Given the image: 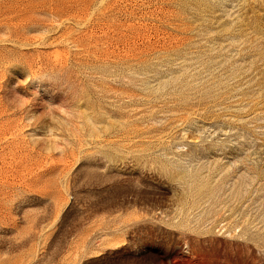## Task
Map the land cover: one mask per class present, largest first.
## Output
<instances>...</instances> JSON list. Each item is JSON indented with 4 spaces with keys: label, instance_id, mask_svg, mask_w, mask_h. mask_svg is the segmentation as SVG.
I'll list each match as a JSON object with an SVG mask.
<instances>
[{
    "label": "rangeland",
    "instance_id": "1",
    "mask_svg": "<svg viewBox=\"0 0 264 264\" xmlns=\"http://www.w3.org/2000/svg\"><path fill=\"white\" fill-rule=\"evenodd\" d=\"M0 264H264V0H0Z\"/></svg>",
    "mask_w": 264,
    "mask_h": 264
}]
</instances>
